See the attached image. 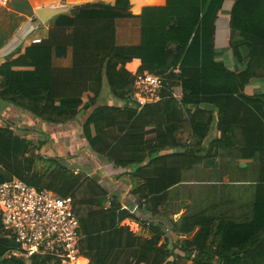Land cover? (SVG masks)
<instances>
[{
    "label": "trees",
    "instance_id": "1",
    "mask_svg": "<svg viewBox=\"0 0 264 264\" xmlns=\"http://www.w3.org/2000/svg\"><path fill=\"white\" fill-rule=\"evenodd\" d=\"M95 1L114 5L76 6L72 17L56 22L74 28L72 76L64 87L59 86L64 71L56 69L54 59L66 58L68 49L49 46L48 39L23 54L14 39L0 64V99L56 125L75 121L98 101L104 72L112 95L127 102L135 77L125 66L133 59L141 61L139 73L165 80L160 103L127 109L125 118L121 110L110 118L101 107L82 125L92 152L115 168L131 170L139 213L117 202V196L96 211L77 209L82 257L89 264H264V93H245L248 84L264 79V0H235L228 15L230 43L222 55L217 54L216 33L227 16L226 0H166L162 7H144L136 46L115 41V21L132 17L130 0ZM83 76L85 84L92 82L87 99V87L77 80ZM176 89L182 90L179 102L173 97ZM200 105L213 106L216 115ZM180 108L188 112L191 132L200 139L195 148L179 149L172 139ZM216 120L220 137L205 145ZM116 125L126 133L109 136ZM43 146V140L0 127V184L17 178L34 186L39 163L48 166V174L79 178L61 159L40 155ZM169 150L176 151L163 154ZM172 159L179 162L166 163ZM81 187L58 195L71 196ZM139 188L146 193L143 198ZM98 190L99 197L108 195ZM237 191L244 194L234 195ZM127 220L150 237L134 234L124 225ZM1 228L0 264H61L51 256H14L17 246ZM203 232H212L213 245Z\"/></svg>",
    "mask_w": 264,
    "mask_h": 264
},
{
    "label": "crops",
    "instance_id": "2",
    "mask_svg": "<svg viewBox=\"0 0 264 264\" xmlns=\"http://www.w3.org/2000/svg\"><path fill=\"white\" fill-rule=\"evenodd\" d=\"M10 9L14 12V22H12L9 28L6 26L5 29L0 32V64L4 63L5 60L3 59L6 46L8 42H10L11 37L14 36L16 32H20V41H17L16 47L20 46V54H23L25 49L32 45L33 40L35 38H43L45 40L48 39V45L52 47L63 46L67 47L68 53L66 58L63 59H54V66L58 70H63L62 74V81L59 82V86L62 88L69 83L70 77L72 76V67H73V27L63 26L59 27L56 25L57 20L61 16L72 17L73 10L76 6H83L86 4H96V3H105L114 5V1H103L98 2L95 0H11ZM42 3L38 5V3ZM166 3V0H130V14L132 17L117 19L115 21V29H116V36L115 41L116 45L118 46H136L140 43L141 34H140V20L139 16L142 12L144 7H162ZM34 4H37L36 8L34 9ZM235 4V0H226L225 5L223 7L224 16L220 19L218 23V27L221 26L222 22L226 20L225 26L222 28L225 29L224 34L219 36L218 38V29L216 33V43L220 42L218 45L217 43V51L221 53H225L226 49L230 43V36H229V17L233 5ZM41 8H61L66 9L61 14H57L51 16L47 22H43L37 15L38 9ZM1 10V9H0ZM35 11V12H34ZM34 14L37 15L39 21L35 24L39 29L33 28L35 25L30 23L28 20H32L34 18ZM17 15H20L17 17ZM29 18V19H28ZM31 18V19H30ZM28 19V20H26ZM35 19V18H34ZM26 21V24H25ZM32 22V21H31ZM31 25L33 27H31ZM30 27V28H29ZM15 28V29H14ZM32 29V31H31ZM35 29V31L33 30ZM14 30V31H13ZM23 39V40H22ZM15 47V48H16ZM17 57V56H16ZM141 66V61L139 59H133L130 63L126 64L125 69L128 71L132 76H134ZM120 66L118 67V69ZM79 71H84V76L86 74L85 68ZM178 72V71H176ZM78 77L77 80L79 84H83L84 87H87V90L83 92V97L87 99L90 95H92V82H88L85 84V78ZM94 76V73H92ZM103 86L100 97L98 101L84 114H80L75 121L69 122L67 124H46L42 120L35 118L29 112H26L14 104H10L4 102L0 99V127L6 128L15 131L20 136H25L28 139H32L33 141H44L46 135H48V158H59L62 160H66L68 162V168H74L77 171V174L83 175L85 178L86 176H93L99 174L98 170L101 169L100 173H104L102 166H108V162L102 158L101 156H92V150L86 149L84 146L87 142L84 140L82 136V125L89 116L98 108L104 107L106 109L107 116L110 118H114L117 116V111L121 110L122 118L126 117V114L129 112L127 110V105L124 100H119L112 95L110 87L108 85L107 79L105 77V72L103 73ZM245 93L247 95H256L264 93V79H256L252 83L248 84L245 88ZM173 97L176 101H180L182 98V90L176 89L174 91ZM201 108L214 110L216 115V110L211 105H200ZM189 108H194L189 107ZM182 113H180V112ZM178 111V127L179 129L175 131L174 139L175 145L187 146L186 149L195 148L194 145L200 143V139L191 132L190 122H189V115L186 109L180 108ZM176 122V121H174ZM217 120L216 123L212 126L211 131L208 135L207 140H205V145H208L212 140L220 137V132L217 129ZM125 126L124 124H122ZM120 127L118 125L113 126L108 130L109 136H118L121 137L126 133V129L121 132ZM43 131V132H42ZM43 138V139H42ZM86 142V143H85ZM188 144H193L192 146ZM46 145L41 148L39 154H43L46 149ZM176 151V150H175ZM173 150H169L163 152V154H169L175 152ZM44 156V155H42ZM92 157H96V162H98L99 167H95V163L91 161ZM103 164V165H101ZM113 167V165H112ZM70 169V170H71ZM121 172H118L113 177V182H107V192H111L114 196L122 197V202L127 207H132L134 210V196L133 190L134 186L131 185L129 180L130 178V169H122ZM118 169H115L118 171ZM73 170V169H72ZM73 170L72 172L75 173ZM123 175L124 177L116 180L118 176ZM82 176V177H83ZM83 177V178H84ZM84 178V179H85ZM138 181V179H135ZM106 186V183H105ZM113 199V198H112ZM87 204V203H86ZM93 204V203H92ZM129 204V205H128ZM131 204V205H130ZM90 205V203L88 204ZM85 208H87V206ZM91 206V205H90ZM83 209V204H82ZM136 211V210H135ZM88 212V211H85ZM144 234V233H143ZM146 234V233H145ZM85 261V264H89V260L85 257H81L79 264L81 261Z\"/></svg>",
    "mask_w": 264,
    "mask_h": 264
},
{
    "label": "built area",
    "instance_id": "3",
    "mask_svg": "<svg viewBox=\"0 0 264 264\" xmlns=\"http://www.w3.org/2000/svg\"><path fill=\"white\" fill-rule=\"evenodd\" d=\"M11 0H0V9ZM35 38L32 44L41 43ZM127 109L140 111L163 100L164 78L137 72ZM113 199H110L108 205ZM74 199L61 197L49 189L30 186L13 178L0 184V220L3 231L14 240L16 257L51 256L61 264H79L81 224Z\"/></svg>",
    "mask_w": 264,
    "mask_h": 264
},
{
    "label": "rangeland",
    "instance_id": "4",
    "mask_svg": "<svg viewBox=\"0 0 264 264\" xmlns=\"http://www.w3.org/2000/svg\"><path fill=\"white\" fill-rule=\"evenodd\" d=\"M9 3H11V2H9ZM40 4H42V3L39 2L38 5H40ZM36 6H37V4H34V9L36 8ZM34 12H33V16H34L35 19L32 18V20H31L32 22L30 20H28L29 18L26 19L30 23H32V25L33 24L35 25L37 23V21H39V18L37 17L36 14H34ZM18 16H20V15H17V17ZM14 18H16V17L14 16V12L10 9V5L9 4L7 5V7L2 8L0 10V32H2L5 29L6 26L9 28L10 24L15 21ZM224 21L226 22V20H224ZM224 21L222 22L221 26L218 27V38H219V36L221 37V35L224 34L225 29L222 28V26H225V22ZM25 24H26V21H25ZM32 25H31V27H33ZM33 28H36V30L39 29L36 25ZM33 30L35 31V29H33ZM20 33H21V31L20 32H16L14 34V36L11 37L10 42H8V44L6 46V51H5L4 56L5 55L7 56L8 53L11 51V44H12V41L14 39H16L17 41H20L21 40V39H19L20 38ZM43 40H45V39L42 38V41ZM217 43H218V45L220 44V42H217ZM217 43H216V47H217ZM1 49L2 48H0V50ZM217 54L218 55H220V54L222 55V53H220V52H217ZM223 56H224V58H222V57L221 58L224 59V60H227V56L224 55V54H223ZM45 137H47V138L44 139L45 145H46L47 148L45 149V152L42 155H44V157H47L48 158V135H46ZM116 137H118V136H116ZM188 145L192 146L193 144H188ZM196 146L197 145H194V147H196ZM84 147L86 149H90V146L88 145V143ZM183 148L186 149L187 146L186 145L185 146L181 145V149H183ZM121 149H122V146L120 145V147L118 148V150H121ZM104 152L107 153V150H104ZM92 153H94V152H92ZM96 155L97 154H95V153L92 154V156H96ZM95 158L92 157L91 158V161H93L92 163H95L96 164L95 167L97 166L96 168H98L99 165H97V164H99V163L96 162V159ZM175 162H179V160H173L172 159V160H167L166 161V163L167 164H170V165L173 164V163H175ZM63 164L68 167V165H67L68 162H66L65 159H63ZM101 165H103V164H101ZM102 167H105L104 169L102 168V170L104 171V173H100L101 169H99L98 170L99 174H96V175H93V176H86L87 178H85L82 175L85 179L83 177H81L79 174H77V171H75V169L72 168L75 171V175H78L79 178L76 177L74 179H66L65 177H57V176L54 175V173L48 174V166H45L43 163H39L37 165V167H36V171L39 174H37V179H36V181L34 183V186H38V187L46 188V189L48 188V189L54 191L56 194L64 195L66 193V191L70 187L75 186V185H78V184L79 185L81 184L82 187L79 190L73 191L71 193V196L74 199V205H75L74 207H75V210H76V214L77 215L79 214L78 213L79 211L77 209H79V210L82 209L81 208V205L82 204H83V209L82 210H84V211H89V210L96 211V210L99 209V205L100 204H103V205L105 204L107 206V203L110 201V199L113 198L112 195H114L113 193L108 192V195L107 196H105V197H99L97 195V194H99L98 193L99 192L98 189L100 188V189H102L104 191H107L108 190V188H107V182H113L112 181L113 180V177L118 172H121L122 171V170H120L118 168H115L114 166L112 167V165L110 163L108 164V166H102ZM242 167H243V165H242ZM72 169H71V171H73ZM115 169H118V171H116ZM135 179H138V178L136 177ZM135 181H137V180H135ZM105 183H106V186H105ZM136 183L139 185V183H140L139 180ZM139 189H141V193H142L141 196H142V198L144 196H146V193H143L142 192V188H139ZM243 194H244V192L238 193V191H237L236 194H234V195L242 196ZM122 199H123L122 197L117 196V202L122 201ZM89 203H93V204H90L91 205L90 206V205H88ZM86 205H88L87 208H85ZM133 212L139 214L135 210H133ZM84 215H86V214H84ZM124 225L127 226L128 228H130V230L134 234H136L138 236H141L143 238L144 237H146V238L150 237L149 236V232H147L146 229H143V227L141 225H139L138 223H136V222H134L132 220L125 221L124 222ZM137 229H140V231H138ZM1 232H2V234L5 233L3 230H1ZM203 233L207 237L208 243L209 244H212V242L210 241L211 233L212 232H203ZM26 260H28V259H26ZM80 263L81 264H85L86 262L82 260ZM182 263H185V260H183Z\"/></svg>",
    "mask_w": 264,
    "mask_h": 264
},
{
    "label": "water",
    "instance_id": "5",
    "mask_svg": "<svg viewBox=\"0 0 264 264\" xmlns=\"http://www.w3.org/2000/svg\"><path fill=\"white\" fill-rule=\"evenodd\" d=\"M63 11H66V9H61V8H41V9H38L37 15L43 22H47L48 19L51 16H54V15H57V14H61ZM245 166L246 165L244 164L243 167H245Z\"/></svg>",
    "mask_w": 264,
    "mask_h": 264
},
{
    "label": "bare ground",
    "instance_id": "6",
    "mask_svg": "<svg viewBox=\"0 0 264 264\" xmlns=\"http://www.w3.org/2000/svg\"><path fill=\"white\" fill-rule=\"evenodd\" d=\"M37 9V8H36Z\"/></svg>",
    "mask_w": 264,
    "mask_h": 264
}]
</instances>
